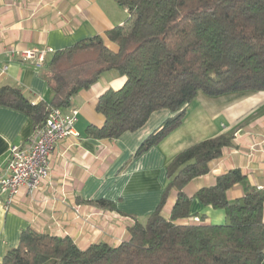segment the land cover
<instances>
[{
    "label": "trees",
    "instance_id": "1",
    "mask_svg": "<svg viewBox=\"0 0 264 264\" xmlns=\"http://www.w3.org/2000/svg\"><path fill=\"white\" fill-rule=\"evenodd\" d=\"M113 1L127 14L121 26L105 34L117 52L99 36L57 51L41 67L53 93L50 103L32 104L19 89L4 86L0 106L24 112L35 131L45 124L50 109L72 106L81 90L115 71L126 81L98 98L96 111L104 123L89 126L87 135L116 140L142 128L154 112L169 110L173 115L140 145L139 156L182 125L198 94L217 98L264 92V0ZM232 142L233 137L221 134L176 154L166 167L167 184L157 208L145 223L128 228L129 239L118 246L98 243L81 250L68 237L28 229L2 264H261L264 188L249 186L239 170H231L193 198L183 191L207 175L208 164L220 159ZM236 185H243V195L229 202L226 192ZM172 191L175 201L165 219L161 211ZM194 198L204 207L222 210L226 222L209 225L201 217L179 223L191 216Z\"/></svg>",
    "mask_w": 264,
    "mask_h": 264
},
{
    "label": "crops",
    "instance_id": "2",
    "mask_svg": "<svg viewBox=\"0 0 264 264\" xmlns=\"http://www.w3.org/2000/svg\"><path fill=\"white\" fill-rule=\"evenodd\" d=\"M126 18V11L113 0H0V88L19 89L32 104L50 103L53 93L42 68H36L33 61L11 58L10 53L46 48L55 53L95 36L115 53L118 47L105 34L121 26ZM52 56L47 55L45 64ZM125 81L115 71L106 72L88 89L81 90L72 106L62 109L66 113L72 108L78 111V136L57 145L49 159V178L38 191L28 195L22 190L7 212L0 205V264L28 229L68 237L81 250L98 243L118 246L129 239L128 228L135 222L145 223L157 208L172 158L193 144L221 134L233 137L232 146L208 164L207 175L188 183L184 193L193 198L231 170H239L249 186L264 188V92L217 98L200 93L186 108L178 129L136 156L140 145L173 115L169 110L154 112L142 128L116 140L87 135L89 126L100 128L104 123V117L96 111L98 98L109 89H121ZM33 133L28 115L0 106V176L5 174L9 147L27 143ZM175 195L173 191L169 194L161 211L165 219L169 218ZM242 195L243 185L226 192L229 202ZM99 201L111 206H102ZM201 217L204 224L226 222L222 210L204 207L194 198L191 216L179 223L190 224Z\"/></svg>",
    "mask_w": 264,
    "mask_h": 264
},
{
    "label": "built area",
    "instance_id": "3",
    "mask_svg": "<svg viewBox=\"0 0 264 264\" xmlns=\"http://www.w3.org/2000/svg\"><path fill=\"white\" fill-rule=\"evenodd\" d=\"M50 54H53L52 49L46 48L43 51L11 52L9 56L33 61L36 68H41ZM77 121L76 109L67 113L62 109H50L45 124L34 131L27 143L9 147L5 174L0 176V205L4 211L10 210L22 190L33 195L48 180L50 156L60 142L78 136L75 130Z\"/></svg>",
    "mask_w": 264,
    "mask_h": 264
}]
</instances>
